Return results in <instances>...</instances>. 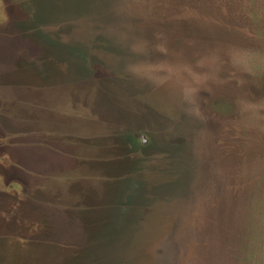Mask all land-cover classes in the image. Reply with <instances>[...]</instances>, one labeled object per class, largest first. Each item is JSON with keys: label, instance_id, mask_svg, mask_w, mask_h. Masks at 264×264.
<instances>
[{"label": "rangeland", "instance_id": "rangeland-1", "mask_svg": "<svg viewBox=\"0 0 264 264\" xmlns=\"http://www.w3.org/2000/svg\"><path fill=\"white\" fill-rule=\"evenodd\" d=\"M105 1L124 36L95 27L86 0H0L3 40L31 54L8 67L15 49L3 47V71L29 66L38 87V52L62 43L77 81L90 77L70 101L109 118L93 137L73 136L109 145L115 172L98 211L81 209L88 201L68 210L81 224L60 222L58 240L36 232L40 212L15 238L25 251L59 253L57 264H123L138 240L133 264H264V0ZM6 140L0 133V172L15 162ZM26 182L0 179L22 209Z\"/></svg>", "mask_w": 264, "mask_h": 264}, {"label": "flooded vegetation", "instance_id": "flooded-vegetation-1", "mask_svg": "<svg viewBox=\"0 0 264 264\" xmlns=\"http://www.w3.org/2000/svg\"><path fill=\"white\" fill-rule=\"evenodd\" d=\"M3 28V23H0V51L5 52L2 48L8 46L15 49L14 55L12 50L8 54L12 61L8 62V67L15 66L14 62L20 60L23 52L25 58L21 59L22 63L28 61L31 54L23 49L18 50V42L3 40L5 34L2 31H6ZM46 48L43 47L38 52L36 60L40 70L38 87L35 86L36 79L32 77L34 74L28 71L29 66H22L18 73L12 68L11 71L8 70L6 64L5 71L0 66V133L7 137L6 144L14 151L15 156V162L0 172V179H23L30 186V195L25 200L23 209L11 202L12 192L0 187V264H13L11 260L28 258L50 259L57 264L61 259L59 253L52 251L42 255L25 251L21 245L26 241L25 237L15 238L17 234L25 235L26 224L35 223L34 219H29L28 213L36 215L40 212L38 217L41 220L36 232L41 235L47 233L51 235L47 239L56 241L59 239L57 228L60 227V222H64L65 226L74 225L73 227L81 224L73 222L74 216L69 215L68 210L75 209L77 204L83 206L88 201L87 206L81 209L86 208L91 213L98 211L96 205L101 204L99 198L108 189L111 175H115L106 164L109 145L104 141L102 144L93 143V139L87 140L85 136H73V132L86 128L93 137L94 128L98 131L107 128L104 124L109 118L101 107H94L92 101L86 107H79L70 101V96L76 95L81 89L77 83L83 82L85 85L89 83L87 80L90 77L86 75L85 81H77L76 72L63 68L61 57L66 58L67 51L62 43L48 45ZM18 85L23 86L22 91H12L11 87ZM31 99L36 103L29 108ZM94 115L106 120H97ZM142 137L146 142V135L143 134ZM97 162L100 164L95 165ZM105 200L102 199V202ZM68 218L72 219L67 222ZM68 238L72 241L75 237Z\"/></svg>", "mask_w": 264, "mask_h": 264}, {"label": "trees", "instance_id": "trees-1", "mask_svg": "<svg viewBox=\"0 0 264 264\" xmlns=\"http://www.w3.org/2000/svg\"><path fill=\"white\" fill-rule=\"evenodd\" d=\"M86 1H87L86 3H88V5L90 4L92 6V8L96 9L95 12H94V10H92L93 14H91L92 18H93V23L95 22V27L100 24L105 31L110 32L112 34V31L110 29L111 27H109V25H110L109 23H112L113 29L118 30L119 32H123V33H121L122 36L125 35V33H124L125 30L120 31L119 25L116 27V22H118L119 19L121 18V17L119 18V15H118L119 13L115 12V10H113V9L110 10L109 8H108V10H106V7H104V6H107L105 0H86ZM127 28L130 29V24H128V23H127ZM138 241H136L135 243L133 242L131 245L132 247H130V248L126 247V249H123L124 253L121 254L123 264H125V263L126 264H133L132 262L134 260V257L136 255V253L139 252L138 247H140L142 244V242H138ZM129 250H130V252H129ZM147 251L150 252L149 248L147 249Z\"/></svg>", "mask_w": 264, "mask_h": 264}, {"label": "water", "instance_id": "water-1", "mask_svg": "<svg viewBox=\"0 0 264 264\" xmlns=\"http://www.w3.org/2000/svg\"><path fill=\"white\" fill-rule=\"evenodd\" d=\"M66 1H67V0H66ZM52 7H54L55 10H56V12H58L57 14L62 13V11H61V10H62V9H61L62 6H60L59 4L57 5V4L54 3V4L52 5ZM62 62H63V65H64L63 67H65V68L68 67V66H66V64H65V63H67L66 61H62ZM69 69H70V67H69Z\"/></svg>", "mask_w": 264, "mask_h": 264}, {"label": "crops", "instance_id": "crops-1", "mask_svg": "<svg viewBox=\"0 0 264 264\" xmlns=\"http://www.w3.org/2000/svg\"><path fill=\"white\" fill-rule=\"evenodd\" d=\"M55 44V43H54ZM53 53V52H52ZM60 58V57H59ZM61 60H62V57H61ZM42 242V241H41ZM46 241H44V243H45ZM45 251V250H44ZM39 252H41V251H39ZM38 252V253H39ZM40 254H42L43 255V253H40ZM47 262H48V260H50V259H45Z\"/></svg>", "mask_w": 264, "mask_h": 264}]
</instances>
